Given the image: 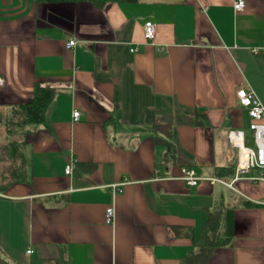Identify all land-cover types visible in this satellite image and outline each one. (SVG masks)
<instances>
[{
    "label": "crops",
    "instance_id": "1",
    "mask_svg": "<svg viewBox=\"0 0 264 264\" xmlns=\"http://www.w3.org/2000/svg\"><path fill=\"white\" fill-rule=\"evenodd\" d=\"M236 1L0 0V154L2 123L37 84L55 91L46 124L7 135L25 180L0 160V264H264V182L206 180L235 177L230 131L252 140L237 91L264 106V0ZM211 216L230 243L210 247Z\"/></svg>",
    "mask_w": 264,
    "mask_h": 264
},
{
    "label": "built area",
    "instance_id": "2",
    "mask_svg": "<svg viewBox=\"0 0 264 264\" xmlns=\"http://www.w3.org/2000/svg\"><path fill=\"white\" fill-rule=\"evenodd\" d=\"M245 7L244 0H237L235 8L242 10ZM157 25L152 21H147L144 24V37L147 41H153L156 37ZM75 41H70L67 44L68 48L74 47ZM165 47H160L159 52H163ZM136 49H131L135 52ZM4 85V79L0 77V87ZM238 103L242 109H245L250 117V124L248 130L252 133V142L247 141L246 134L242 130H232L228 133L230 145L237 150L238 163L236 168L235 177L231 182H226L222 179H206L197 175L193 168L183 167L181 170V179L189 186H197L202 180H208L211 183L221 182L229 188L234 189L235 181L239 179H246L255 184L264 182V106L252 90L241 88L236 93ZM75 121L80 118V112L73 113ZM65 173L70 175L73 173L72 166L66 167ZM124 184V183H123ZM115 184L111 188L113 194L121 192V185ZM5 195L0 193V197ZM115 220L114 207H109L106 210L105 222L112 225ZM32 251L29 250L28 253Z\"/></svg>",
    "mask_w": 264,
    "mask_h": 264
},
{
    "label": "trees",
    "instance_id": "3",
    "mask_svg": "<svg viewBox=\"0 0 264 264\" xmlns=\"http://www.w3.org/2000/svg\"><path fill=\"white\" fill-rule=\"evenodd\" d=\"M37 3H65L74 2L76 0H35ZM133 1V0H132ZM55 91L52 88L36 85L34 98L32 102L21 105L17 112L16 118L18 119L17 126L22 130L33 125L46 124L47 110L54 98ZM157 129L165 131V137L162 139L167 147L168 153L171 157H175V148L171 141L172 131L170 126H158ZM0 160H4L7 164L5 172L9 174L10 182H22L25 180V159L22 151V143L17 140H8L3 145V150L0 154ZM4 172V173H5ZM209 231H210V247L215 248L230 243L233 236V222L227 219V230L224 237L221 239L219 233V222L217 219L209 218ZM194 258V257H193ZM192 259V258H191Z\"/></svg>",
    "mask_w": 264,
    "mask_h": 264
},
{
    "label": "rangeland",
    "instance_id": "4",
    "mask_svg": "<svg viewBox=\"0 0 264 264\" xmlns=\"http://www.w3.org/2000/svg\"><path fill=\"white\" fill-rule=\"evenodd\" d=\"M17 122H18V119L15 117L13 120L8 121L7 123H2L3 128H4V130H3V133H4L3 137L4 138H2V140L6 139V142L8 140H13L12 138H8L7 137L8 133L12 134V133H14L16 131H18V132L21 131V129L17 126ZM247 135H248V138L251 140V137H250L251 135L249 133ZM250 143H251V146H252L253 145L252 140L250 141Z\"/></svg>",
    "mask_w": 264,
    "mask_h": 264
}]
</instances>
